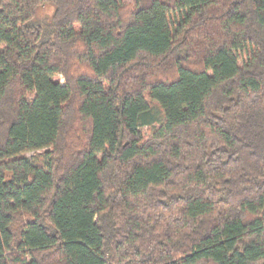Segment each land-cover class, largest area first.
<instances>
[{
    "label": "trees",
    "instance_id": "16d2710c",
    "mask_svg": "<svg viewBox=\"0 0 264 264\" xmlns=\"http://www.w3.org/2000/svg\"><path fill=\"white\" fill-rule=\"evenodd\" d=\"M0 264H264V0H0Z\"/></svg>",
    "mask_w": 264,
    "mask_h": 264
},
{
    "label": "rangeland",
    "instance_id": "374dc122",
    "mask_svg": "<svg viewBox=\"0 0 264 264\" xmlns=\"http://www.w3.org/2000/svg\"><path fill=\"white\" fill-rule=\"evenodd\" d=\"M124 2H131L132 0H123ZM239 58L242 60L244 58L243 53L239 54ZM31 152H28L27 155H31Z\"/></svg>",
    "mask_w": 264,
    "mask_h": 264
}]
</instances>
